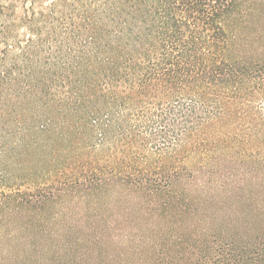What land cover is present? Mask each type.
<instances>
[{
  "label": "trees",
  "instance_id": "1",
  "mask_svg": "<svg viewBox=\"0 0 264 264\" xmlns=\"http://www.w3.org/2000/svg\"><path fill=\"white\" fill-rule=\"evenodd\" d=\"M118 185L247 194L259 218L173 241L264 264V0H0V210Z\"/></svg>",
  "mask_w": 264,
  "mask_h": 264
},
{
  "label": "rangeland",
  "instance_id": "2",
  "mask_svg": "<svg viewBox=\"0 0 264 264\" xmlns=\"http://www.w3.org/2000/svg\"><path fill=\"white\" fill-rule=\"evenodd\" d=\"M245 195L197 199L185 193L181 200L190 210L161 209L147 205L158 199L118 185L56 204L10 203L0 210V264H153L159 250H168L173 262L183 264L185 256L174 239L188 241L193 230L230 228L250 215L259 218ZM206 239L201 236L200 243Z\"/></svg>",
  "mask_w": 264,
  "mask_h": 264
}]
</instances>
